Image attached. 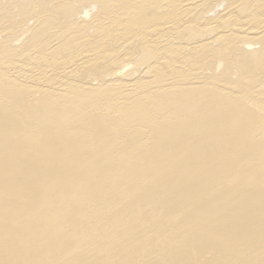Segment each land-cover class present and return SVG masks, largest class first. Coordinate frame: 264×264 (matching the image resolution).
Listing matches in <instances>:
<instances>
[{
  "label": "bare ground",
  "instance_id": "6f19581e",
  "mask_svg": "<svg viewBox=\"0 0 264 264\" xmlns=\"http://www.w3.org/2000/svg\"><path fill=\"white\" fill-rule=\"evenodd\" d=\"M0 264H264V0H0Z\"/></svg>",
  "mask_w": 264,
  "mask_h": 264
}]
</instances>
